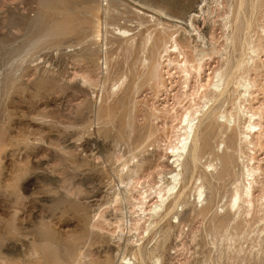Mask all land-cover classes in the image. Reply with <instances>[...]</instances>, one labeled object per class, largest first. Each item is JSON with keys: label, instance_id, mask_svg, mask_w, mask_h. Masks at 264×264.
I'll list each match as a JSON object with an SVG mask.
<instances>
[{"label": "rangeland", "instance_id": "rangeland-1", "mask_svg": "<svg viewBox=\"0 0 264 264\" xmlns=\"http://www.w3.org/2000/svg\"><path fill=\"white\" fill-rule=\"evenodd\" d=\"M57 1L0 0V264H55L56 261L74 264L73 256L75 264H121L123 255L126 257L124 263L138 264L132 246L126 249L125 245L126 239L135 240V232L124 230L125 235L119 241L116 235L109 234L115 229L103 223L107 219L115 222V217L120 216L132 220V224L136 220L133 204L139 199L138 193L133 192V199L127 201L122 197L124 185L118 186L120 179H125L124 166L145 159L136 178L130 181V185L134 184L138 190L148 185L159 187L163 177L180 170L171 166L168 147L174 144L176 130L180 128L177 120L182 119L183 109L188 107L185 104L189 100L183 94L194 92L207 80L215 81L217 72L226 66L227 55L235 56L232 60L238 64L242 60L241 53L234 54L227 48L224 38L227 32L223 29L228 23L231 30L235 9L241 0H186L182 3L183 12H186L177 14L182 18L188 16L191 8L203 9L190 29L203 37L204 42H196V45L204 47L210 55L205 58L201 70L191 74L187 88L176 67L171 70L166 61L163 62L164 87L159 89L153 85L151 89L147 83L142 61L149 55L142 53L138 46L146 34L152 32L156 37L159 30L156 21L137 26L133 10L137 7L129 2L134 0ZM149 1L152 8L169 10L168 0H138V3L149 5ZM242 1L246 5L241 8L243 30L239 37L250 39L255 45L262 44L264 49V5L259 0ZM101 4L104 10L100 8ZM147 14L158 18L153 12ZM104 20L108 24L105 27L107 35L104 34ZM100 23H103L102 27ZM97 26L103 28L105 39L101 41L95 39ZM118 28L132 30L129 33L134 36L132 50ZM45 32L51 35L45 38ZM215 50L218 54L212 55L211 51ZM228 51L230 54H226ZM172 58L175 60V56ZM261 59L264 61V53ZM249 77L256 81L251 106L263 108L264 69L259 67ZM128 84L130 87H125ZM234 86L232 84L229 89H234L236 95L229 93L233 96L229 95L224 104L227 113L233 111L237 94L241 93ZM134 88L140 89L137 94L129 95ZM230 102H234L232 106ZM123 109L126 110L123 112ZM221 120L218 118V122ZM255 123L261 124L263 136L260 140L258 134V137L252 136L254 143L249 148H254H244L243 125L238 130L228 128L230 132L223 128V133L221 128H216L213 139H209L210 148L200 155V166L197 165L193 180L184 170L180 171L183 173L180 178L184 179L180 184H189L185 190L188 200L183 197L181 207L173 211L168 220L160 222L162 225L154 229L149 243L143 234L148 243L147 250L159 257L161 264H264V212L258 208L259 197L264 195V114ZM231 132L234 134L230 135ZM232 136V142H236L232 148L237 149L236 152L245 149L247 156L245 151L238 152L240 155L234 153L236 163L226 180L211 178L212 181L208 173L203 178L204 170H210L207 168L210 162L213 165L215 162L214 166L219 170V163L212 153L221 154L224 141L226 143ZM146 138L150 139L147 141ZM232 148L228 153L233 152ZM252 157L254 160H249ZM254 166L259 171L255 176V197H252L250 213L235 214L234 209L231 211L226 207L231 190L241 181L245 169ZM189 186L202 187L200 198L199 192L195 189L191 192L193 188L189 189ZM114 194L120 196L116 203ZM204 206L207 208L203 209ZM139 228L141 235L144 226ZM50 253H54L55 258ZM78 255L82 256L81 261Z\"/></svg>", "mask_w": 264, "mask_h": 264}, {"label": "bare ground", "instance_id": "bare-ground-1", "mask_svg": "<svg viewBox=\"0 0 264 264\" xmlns=\"http://www.w3.org/2000/svg\"><path fill=\"white\" fill-rule=\"evenodd\" d=\"M44 1L45 0H43V2ZM59 1L60 0H58L57 2L59 3ZM64 1H66V0H64ZM64 1L61 0V2H64ZM187 1H193V0H187ZM187 1L186 0H179V1L178 0H168V1H166L167 2L166 4L169 7V10H162L160 8H154V7L152 8V5H150L152 3L150 1H149V5H146L143 2H141L142 4H140V3H138V0H137V3H134L135 0H134V2L129 1L135 7H137L136 9H138V10H136V9H133L134 7L132 8L133 10H135L134 13L136 14V16L135 15L134 16L138 20V23L136 22L138 27H142L144 24L146 25L148 23L152 24V21H154V22L156 21V27L159 30L158 31L159 33H157L158 36L155 37V36L152 35V32H150V33L146 34V36L143 39H141V41H140V43L138 45L139 49H140V51L142 53H148V55H149V57L145 58L142 62H143V67H144L145 72H146L145 76H146V79H147V83L150 85L151 89H152V85L155 86V88H157V89H159L160 86L164 87V84H163L164 77L161 74L163 72L162 71L163 62L166 61L167 68H171V70H172L173 67H176V69L179 71V73L183 76L181 79L183 80L182 82L185 85V87L187 88V86H188L187 84L189 82L191 74L193 72L198 73L201 70L202 66H203L205 58L210 55L209 53H207L205 51L204 47H200V46L196 45V42H198V43L201 42L202 43L203 37L199 33H197L195 29H193V30L190 29V28H193V26H194L193 22L196 19V15H198V12H200V11L204 12L203 9H201L199 11L198 10L196 11L195 9L190 7L191 9L189 8L190 11H189L187 17H185V18L183 17L182 18V17L178 16L179 13L181 14V13H185L186 12V11L183 12L185 9L183 8L182 3L183 2H187ZM259 1L264 5V0H259ZM162 2H164V1H162ZM196 2H198V1H196ZM58 3H57V5H58ZM249 3H250V1H249ZM54 5H55V3H54ZM54 5H53V7H54ZM106 5H108V4H106ZM243 5H246V4L245 3L243 4V1L241 0L240 3L237 5V7L235 9V13H234V16H233V19H232V24L233 25L230 26L231 30H229V27H227L228 23H225L223 25V29H226V32H227V34H225V37H224L225 41H226L227 48H230L229 51L231 50L230 52H232V53H234V52L241 53V56H243V58H242V60H239L240 63L238 64V63L234 62L232 60L233 57L231 58L230 57L231 55H227L228 58H227L226 61H224L226 66H225V68H221L223 71L219 70L217 72V74L215 75V78H214L215 81L209 82L207 80V82H205L206 84H203V85L199 84V86L196 87V90H194V92H192L193 91L192 90L190 93L186 92L185 94H183V95H185L184 97L188 98L189 102L187 104H189V105L185 104L186 107L187 106L188 107L187 108H184L185 106L183 107L185 110L183 109V113L184 114L181 113V114H183L182 115V119L179 118L180 121L177 120L178 123L180 122V128L178 127L179 128L178 131L176 130L177 136L175 135L176 138H175V136L173 137V138H175V139H173V141L175 140L174 144H171L168 147L169 154H170L169 160L172 159V162L170 163L171 166H173L174 169L179 168L180 170L178 172H176V170L174 172H170L169 176L166 177V178L163 177L164 179L163 178L161 179V181H160L161 185L159 187H157L158 185L157 186H149L148 185V186L141 187L138 190L137 187H135V186L133 187L134 184L132 186L130 185V181L135 179L136 176L138 175V173H139V171H140V169H141V167L143 165V162H144L143 159L144 158H141V160L138 159V161L133 162L132 165H130L131 163L129 164V166H128V164L125 165L124 167H125L126 171L123 174L125 176V179H120V182H119L120 185H118V186L124 185V190L125 191H124V195L122 197H125V200H127V201L129 199L130 200L133 199V197H132V193L133 192L136 191L138 193L137 196L139 197V199H135L134 198L136 200V202L133 204V208H136V210L134 212V214H137L136 215V220H133L134 222L132 224V222H131L132 220L127 221V220H125L124 216L115 217L116 218L115 222H110L111 220L108 221V219L107 220L102 219V221L104 220L103 223L105 224L106 227H108L110 229L111 228L115 229L114 232L109 233V234H111L110 236L116 235V237H117V239L119 241L122 240V238H123L122 236L125 233L124 230H127L128 233L129 232L131 233L132 231L135 232L136 236L132 235L133 237H135V240L133 241V239H130L131 238L130 237L129 239H126L125 245H126V249H127V246H129V245L132 246L133 250L136 252V255L133 254V257H134L135 260L138 261V264H145L147 261L150 264H161L160 258L159 257H155L154 255L151 254V252L149 250H147V245L149 243L148 240L150 239V236H152V234L154 233L153 232L154 229H156V227L159 224H161L160 222L163 219H167L168 220L170 218V216H171L170 214H172V212L175 211L178 207H181L180 206L181 205V199H183V197H184L186 200H188L187 197H185L187 195L185 193V190H186V188H187V186L189 184L188 185H187V183L180 184V182H182V179H183V178H180L182 176V174H183V173H180V171L183 172V170H184V173H188V175H190L191 178L193 177V174H194V172H195V170L197 168L199 159L201 157L200 155H201V153H203L202 151H204L207 147L210 148L209 147V142H211V141L209 139L212 138L213 135L215 134L214 133L215 129L216 128L217 129L221 128L222 130H220V131L222 132L223 128L227 129V130H228V128H230V131H232V130H236V129L238 130V128L240 129L241 128L240 126L243 125L244 129H242V130H244V131H243L242 134L244 135V137L242 136L243 138L242 137H240V138H242V142H243L244 148L246 150H250V149L254 148V147L249 148V146L251 147V145L254 143V142L252 143V136H254V135L257 136V134H258L259 140H260V137L263 136V133H262V130H261V126H260L261 124L259 123L260 124L259 125V124L255 123V121L257 119H261L262 118V115L264 114V106H263V108L260 107L258 109H255V108H253L251 106L252 95H253L252 90L256 87V81L255 80H251L249 75H250V73L258 70L259 67H260V69L261 68L264 69V61H262V59H261V54L264 53V49H263L262 44L261 45L260 44L255 45L254 41H251L250 39L249 40H246V39L242 40L239 37V35L241 34V31L243 30V25L240 23V20H242V19H240L241 11H242L241 8H242ZM48 6H49V3H48ZM58 6H55V8L58 7ZM190 6H192V5H190ZM102 7H103V5L100 8L102 10H104L103 9L104 7L103 8ZM162 7L163 6H161V8ZM45 8H48V7L45 6ZM74 8H72V9H74ZM196 8H198V7H196ZM253 8H255V7H253ZM260 8H262V7H260ZM165 9H167V8H165ZM49 10H53V9H49ZM106 10H108V9L105 8V11ZM57 12H59V11H57ZM114 12H115V10H114ZM152 12H153V14L157 15L158 18H153L152 15L148 16L147 13H151L152 14ZM107 13H106V15H108ZM185 15H187V14H184V16ZM105 17H107V16H105ZM112 19L114 20V17ZM115 19H117V18H115ZM95 21H97V20H95ZM107 21L111 22L112 20H107ZM102 24H101L100 27H102ZM103 25H104L103 28H105L106 25H108V24H106V21H105ZM57 27H59V25ZM92 27L95 28V25L92 26ZM100 27L98 28V26H97L98 31H97L96 36H95V39H97L99 41H101V39H103L105 37V36L102 35V31H103L102 29L103 28L100 29ZM247 27H246V30L248 29ZM81 28L83 29V27H81ZM81 28H79V31L81 30ZM157 28H155V29H157ZM171 28H174L175 31L174 32L169 31V29L171 30ZM134 29H135V27L132 30H134ZM55 30H56V27H55ZM132 30L118 28V32L125 39L126 43H128L127 46L130 45L129 46L130 50H132V47H133L132 44H133V41H134V39H133L134 36L133 35H129L130 31H132ZM58 31L60 32L59 35H61L62 34L61 33L62 28H61V31H60V29H58ZM46 32L44 34H46ZM52 32H53V30H52ZM65 33L67 34L66 30H65ZM80 33H81V31H80ZM48 34H50V32ZM48 34L45 35V38H47ZM104 34L107 35L106 28L104 29ZM63 36H65V35H63ZM55 37H56V35H55ZM87 37H89V35ZM43 38H44V36H43ZM88 41H89V39H88ZM104 41H106V40H104ZM94 43L92 42V44H94ZM96 43H97V41H96ZM102 43H104V42L102 41ZM261 43H263V40H262ZM226 45H225V47H226ZM211 48H214V47L211 46ZM224 50H225V48H224ZM229 51L226 52V54L229 53ZM124 52L127 53L126 50H124ZM211 54L212 55L216 54V50L213 51V52L211 51ZM173 56H175V60H173V58L171 59V57H173ZM138 57H139V55H138ZM234 58H235V56H234ZM163 59H165V60L163 61ZM103 61H105L104 66H105V71H106L107 70V57L106 56H105V60L103 59ZM135 63H137V62L135 61ZM140 63H141V61H140ZM135 65H137V64H135ZM101 68H102V66H101ZM129 68H131V67H129ZM133 72H134V68H133ZM168 75H169V73H168ZM122 84H124V83H122ZM232 84H233V86L235 85L234 86L235 90L236 91L239 90V92H241V93L238 92L239 93V94H237L238 97L236 96L237 97L236 98V102H235V104H233V108H232L233 111L230 112V113L229 112L227 113L226 109H225L226 105H224L226 103V101H227L226 99L228 98L229 95L232 94L231 92H234L235 95L237 93V92L233 91L234 89L233 90L231 89V91H230L229 88H230V86H232ZM144 85H145V83H144ZM118 86H120V84ZM120 87H123V85L120 86ZM125 87H130V85L129 84L127 86L125 85ZM127 90H126V92H127ZM137 91L134 88V90H131V93H129V95L137 94ZM229 93H231V94H229ZM232 96L233 95H231V97ZM129 98L130 97H128L127 99H129ZM183 100H185V99H183ZM183 100L181 99V102H183ZM196 100H199L201 102L198 103V102H196ZM231 100H233V98ZM234 101H235V99H234ZM119 102L120 101H118V103ZM123 102H124V100H123ZM124 103H126V101ZM228 103L229 102H227V104ZM230 103H231V106H232V103H234V102H230ZM246 104H247L248 108L246 107ZM119 105L120 104H118V106ZM120 106H122V105H120ZM123 106H124V104H123ZM121 108H119L118 110H120ZM222 108H224L225 110L223 109V111H222ZM181 109H182V107H181ZM125 110L126 109H123V112ZM166 114L168 115V113H166ZM175 114H174V116H176ZM123 117H124V115H123ZM150 117H152V116H150ZM218 118L223 119V121L221 120L222 122H218ZM262 129L264 130L263 127H262ZM233 132H235V131H233ZM233 132H231L232 134H230V133H228V134L233 135L234 134ZM221 135H219V136H221ZM237 135H238V131H237ZM226 136H228V135H226ZM224 138H222V139L224 140ZM240 138H238V139H240ZM170 139H172V138H170ZM146 140H147V138H146ZM226 140H227L226 143L224 141V146L222 148L223 150H222L221 154H218V153H216V154L214 153L213 154L212 153V155H214V157H215L214 160H217L218 163H219V170H217L215 168V166H214L215 162H214V165H213V162L212 163L210 162L207 165V168H210V170L207 171V170L203 169L204 170V173H203V176H202L203 178H206V176L208 175V177L210 176L209 177L210 179L212 178V179L221 181V179H225L226 180V178L228 176L230 177L232 175V174L230 175V173H231L230 170H231V168L233 169V167H234V166L232 167V165H234L233 163H236V162H234L235 157H236L234 155V153H236L238 155L241 151L240 152L238 151L239 152L238 153V152H236L237 149L235 150V148H232L234 146V143H236V142H234V143L232 142L233 141V136L232 137H228ZM236 141H237V138H236ZM237 142H239V141H237ZM222 143H223V141H222ZM98 145H100V144L98 143ZM258 145H260V144H258ZM258 145H255V146L257 147ZM231 148L233 149V152L228 153V150L231 149ZM245 149L243 150V148H242L243 152L245 151ZM215 152H217V151H215ZM243 152H241V153H243ZM210 154H211V152H210ZM246 154L247 153L245 151L244 155L247 156ZM242 156H239V157H242ZM239 157H238V159L240 160ZM243 158L245 159L244 156H243ZM249 160L253 161L254 158L252 157ZM246 161H247V159H246ZM245 163H243V164H245ZM250 163H249V165H250ZM247 164H248V162H247ZM247 164H245V165H247ZM198 166H200V165H198ZM256 167H258V166H256ZM198 169H197V171H198ZM122 171H123V169L121 170V172ZM214 171H215V173H213ZM258 171H259V168H255V166L251 167V168L247 167L245 169V173L244 174L242 173L243 175H242L241 181L238 182V183H235V181H234L233 183H235V185L234 186L231 185V186L234 187L231 190L233 192L231 194V198L229 199V201H227L228 202L227 206L226 205L225 206L228 207L229 210H231V209L233 210L234 209V211H235L234 213L235 214L236 213H240L239 215H241V213H242V214L248 215L250 213V209H251V206L253 204L252 203V201H253L252 197L254 196L253 195V188L256 186L255 185L256 184L255 176H256ZM121 172H120V174H122ZM206 173H208V174L206 175ZM197 175H195V176H197ZM197 177H199V176H197ZM118 178H119V176H118ZM186 178H187V176H186ZM258 178H256V179H258ZM239 179H240V176H239ZM191 180H193V178ZM192 182H195V181H192ZM188 183H189V181H188ZM201 183H203V182H201ZM137 185H139V184L137 183ZM217 185H216V187H217ZM177 186H178V188H177ZM204 186L206 187V184ZM214 186H215V184H214ZM193 187L189 186V189L193 188ZM175 189H176V191H175ZM194 189H195L196 192H199V194L198 193L197 194H198V197L200 198V196L203 194L201 192L202 187L201 186L198 187V188L196 187V188L190 189V191L194 190ZM212 189H213V186H212ZM190 191H188V192H190ZM114 196L116 197L115 198V203H116V202H118V200H119L118 197H120V196H119V194H117V195L114 194ZM195 197H194V199H195ZM259 198H258L259 199L258 208H260V211L264 212V195H260ZM154 200H155V202L152 203V201H154ZM203 201H204V199H202V202ZM112 203H114V202H112ZM150 203H152V204L149 205ZM195 203L196 202L194 200V204ZM204 205H206V204H204ZM182 207H183V205H182ZM201 207H202V205H201ZM206 208L204 206L203 209H206ZM209 209H211V206H210ZM168 216H169V218H167ZM97 218L100 219V216L99 217L97 216ZM166 221H164V222H166ZM178 222H179V220H178ZM168 224H169V222H168ZM140 225L144 226V230L142 229L143 232L141 233V235L138 233V231L140 230V228H139ZM168 227L171 228V226H168ZM144 233L146 235L144 237L146 238V241L148 243L145 241V238H143V234ZM160 233H158V234H160ZM155 236H156V234H155ZM144 242H145V244H144ZM45 248H47V247H45ZM120 253H122V252H120ZM58 254H60V253H58ZM50 255H53V257H54V253L53 254L50 253ZM146 255H147V257H146ZM78 256H80V255H78ZM81 257L82 256L78 257V259L79 258L81 259ZM60 258H62V257L60 256ZM72 258L75 259L74 256ZM73 259L72 260L69 259V260H71L75 264ZM134 259H133V262H134ZM120 260H121L120 261L121 264H126V263H124V261L126 260V257L124 255L122 256V258ZM80 261H79V263H80ZM66 262H68V260ZM55 264H64V263L56 261ZM69 264H70V262H69ZM131 264H134V263H131Z\"/></svg>", "mask_w": 264, "mask_h": 264}]
</instances>
